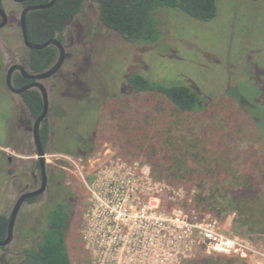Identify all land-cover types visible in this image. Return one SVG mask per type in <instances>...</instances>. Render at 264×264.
<instances>
[{
  "label": "rangeland",
  "instance_id": "1",
  "mask_svg": "<svg viewBox=\"0 0 264 264\" xmlns=\"http://www.w3.org/2000/svg\"><path fill=\"white\" fill-rule=\"evenodd\" d=\"M216 1L217 17L208 22L195 21L183 13L163 12L161 39L143 46H128L105 30L91 4L67 28V60L59 74L46 82L48 86L52 83L54 90L48 96L47 123L51 131L45 160L50 180L58 177L78 200L67 236L72 264H90L81 242L80 226L89 193L84 182L91 185L98 177H124L129 172L138 179L142 177L141 169L154 182L170 185L164 191L166 202L175 196L177 201L172 205L210 215L225 236L243 246L242 254L199 251L190 261L220 259L223 264H264L260 256L264 255V232L250 227L238 214L231 203L234 189L230 188L235 175L250 177L264 189V130L250 114L259 106L264 111V5L253 0ZM4 10L9 22L0 29V214L9 216L19 188L17 175L5 173L7 157L13 159V168L36 161L37 157L32 139L34 121L20 97L6 86L8 66L23 62L27 53L17 44L21 41L18 21L22 7L6 0ZM129 72L146 73L144 76L164 84L189 83L203 97L211 94L207 108L200 113H184L159 95L124 93L117 80ZM73 74L88 80L99 104L94 151L86 159L61 153L54 146V142L60 145L57 138L65 123L62 120L75 114L73 105L79 93L75 87L62 90L66 84L61 81H68ZM238 92L244 105L231 95ZM146 147L155 148L166 168H180L174 178L158 179L153 174L143 156ZM199 150L200 156L208 155L206 162L188 156ZM48 197L43 204L22 207L14 227L13 245H17L23 230L37 227L43 210L52 206Z\"/></svg>",
  "mask_w": 264,
  "mask_h": 264
},
{
  "label": "trees",
  "instance_id": "2",
  "mask_svg": "<svg viewBox=\"0 0 264 264\" xmlns=\"http://www.w3.org/2000/svg\"><path fill=\"white\" fill-rule=\"evenodd\" d=\"M5 1L0 0V7H4ZM253 1L264 5V0ZM30 2L32 5H44L49 0H31ZM216 2V0H57L48 9L29 13L27 31L29 40L34 44H43L51 39H56L63 44L64 35L71 18L79 15L84 10L85 5L91 4L96 8L98 23L105 30L128 44H152L161 39L162 27L165 25L162 17L163 12L183 13L195 21L208 22L217 17ZM57 58V49L49 46L41 51L30 50L27 59L23 61V65L29 73H42L48 70ZM145 74L129 72L126 76L118 77L119 89L124 93L126 91L129 93L159 95L178 111L184 113H200L207 108V101L211 94H208L206 98L190 87L189 83L184 82L188 86L177 85L172 81L171 84H164L153 81L148 75H146L147 77L144 76ZM59 78L61 79V77ZM79 79V76H71L68 81L61 79L62 83L66 84V86L63 85L62 90L65 87H75L74 89L79 93L76 96L78 102L86 94L85 84H88V80L82 83ZM21 84L22 78L20 75L13 76L12 85L19 88ZM90 95L93 98L95 97L93 93ZM231 95L239 98L240 103L244 105L242 95L239 92ZM21 101L32 121H35L42 112L40 93L36 90H30L21 95ZM96 105L98 109L99 104ZM73 110L75 114L62 120L65 123L60 126L58 133L62 136L67 134L69 126L71 124L75 126L73 122H76L77 128L67 135L66 140L62 139L63 147H57V150L74 158L82 157L86 159L94 151V142L99 128L98 114L95 117L85 118V116L80 117L79 113H76V109ZM250 114L264 130V118L259 116L261 114L264 116L262 108L259 106ZM69 120L71 122H67ZM50 131L51 124L46 122L41 126L42 139L45 144L48 143ZM89 138L92 140L91 143L88 142ZM153 149L155 150V148ZM153 149L146 147L143 151V156L150 165L153 174L158 179L174 178L180 168L174 166H172V169L166 168ZM201 154L199 150V152L188 156L200 157V160L206 162L209 158L208 155L200 156ZM233 179L234 182L230 188L234 189L231 203L235 206V210L245 219L246 224L250 227H258L264 232L263 187L250 177L244 178L234 175ZM172 183L169 182V184ZM181 208L183 209V207ZM70 216L71 213L62 201L48 207L45 211L43 210L42 215L38 218L37 227L23 230L24 237L18 239L17 245H13V239L10 245L0 248L2 254L0 264H72L67 245ZM8 222L9 216L0 214V241L6 238ZM11 246L13 247L11 248ZM186 264H223V262L220 259L217 261L213 259H196V261H188Z\"/></svg>",
  "mask_w": 264,
  "mask_h": 264
},
{
  "label": "built area",
  "instance_id": "3",
  "mask_svg": "<svg viewBox=\"0 0 264 264\" xmlns=\"http://www.w3.org/2000/svg\"><path fill=\"white\" fill-rule=\"evenodd\" d=\"M140 172L138 179L129 172L124 177H98L91 185L84 182L89 193L81 241L90 264H184L199 251L244 252L210 215L172 205L175 196L166 202L164 191L170 185Z\"/></svg>",
  "mask_w": 264,
  "mask_h": 264
},
{
  "label": "flooded vegetation",
  "instance_id": "4",
  "mask_svg": "<svg viewBox=\"0 0 264 264\" xmlns=\"http://www.w3.org/2000/svg\"><path fill=\"white\" fill-rule=\"evenodd\" d=\"M31 0H29V1H27V2H25V3H20V5H21V7H22V10L24 9V8H26V7H28V6H31L32 4H31V2H30ZM51 0H49V2H50ZM57 1V0H56ZM48 2V3H49ZM56 3V2H55ZM17 4H19V3H17ZM47 4V3H46ZM45 5V4H44ZM86 6V5H85ZM3 9H4V7H2ZM21 10V11H22ZM5 11V10H4ZM21 14V13H20ZM29 15V14H28ZM28 15H27V18H28ZM78 16V15H77ZM76 16V17H77ZM20 18V17H19ZM75 18V17H74ZM74 18H71V22H70V24H69V26L68 27H70V25H71V23H72V21L74 20ZM0 22H1V17H0ZM8 22H9V18H8ZM8 25V24H7ZM18 25H19V28H20V24H19V21H18ZM20 33H21V29H20ZM28 37H29V35H28ZM49 41V40H48ZM18 46L19 47H23L24 49H26V54H25V57H24V59H23V61L25 60V59H27V57H28V53H29V49H27L26 47H25V45H24V42H23V38H22V33H21V41H18ZM128 46L129 45H141V46H143V44H127ZM63 46H64V48H65V61L67 60V50H66V47H65V45H64V43H63ZM130 46V47H131ZM130 47H128V48H130ZM38 51H41V50H38ZM58 51V50H57ZM65 61H64V63H65ZM64 63H63V66H64ZM14 64H20V65H22L23 67H24V65H23V62L21 61H16ZM14 64H11L10 66H8V68H7V71H6V75H7V72H8V69L12 66V65H14ZM79 63L78 62H76L75 63V65L77 66ZM62 66V67H63ZM122 66V65H121ZM25 68V67H24ZM26 69V68H25ZM62 70V68L60 69V71ZM26 71H27V69H26ZM59 71V72H60ZM27 72H29V71H27ZM58 72V73H59ZM20 75V74H18V73H14L13 75H12V78H13V76H15V75ZM33 74V73H32ZM57 75V74H56ZM55 75V76H56ZM73 76H75V74H73ZM20 77L22 78V84L20 85V87L19 88H17V89H20V88H23V87H25L26 85H28V84H31V83H34V81H31V80H26V79H24L21 75H20ZM54 77V76H53ZM53 77L52 78H49V79H47V80H43V81H41V83L44 85V87L46 88V90H47V93H48V96H49V92H50V90H54L53 89V86H51L52 85V83H50V85L48 86L47 84H46V82L47 81H49L50 80V82H51V80L53 79ZM82 83L84 82V81H86L87 82V79H85L83 76L82 77H80V79H79ZM118 81V80H117ZM85 83V82H84ZM88 83V82H87ZM85 87H86V94L84 95V97L82 98V100L80 101V102H78L77 101V99H76V101H75V103H74V105H73V109H76L75 111H76V113H79V116L80 117H84L85 116V118L87 117V118H89V117H95V115H97L98 114V109L96 108L97 107V98H93V97H91V95L90 94H92V93H94V89L93 88H91L90 86H89V84H85ZM89 87V88H88ZM30 90H36V91H38L37 89H30ZM30 90H28V91H30ZM9 91V90H8ZM27 91V92H28ZM10 92V91H9ZM27 92H25V93H27ZM39 92V91H38ZM198 92V91H197ZM11 93V92H10ZM25 93H23V94H25ZM12 94H14V93H12ZM23 94H20V95H18L19 97H20V101H21V95H23ZM14 95H17V94H14ZM49 98V97H48ZM18 100H19V98H18ZM49 111H50V107H49ZM74 111V110H73ZM49 113L50 112H48V115H47V120H46V122H48V116H49ZM30 119H31V117H30ZM36 120V119H35ZM45 122V123H46ZM71 122V121H70ZM74 124H76V122H73ZM44 124V123H43ZM42 124V125H43ZM68 130V132H67V134H65L64 136H63V138L66 140L68 137H67V135H69V134H71L73 131H75V126L73 125V124H71L70 126H69V129H67ZM22 131V130H21ZM72 131V132H71ZM23 132V131H22ZM22 136H24L23 135V133H22ZM62 136V135H61ZM60 136V137H61ZM60 137L59 138H57V141L60 143V145L59 146H57V144L54 142V146H56V147H58V148H62L63 146V140H60ZM22 139V138H21ZM48 139H49V136H48ZM41 142H42V146H43V148H44V150H45V154H46V151H47V148H48V143L47 144H45V141H43V139H42V134H41ZM57 142V143H58ZM66 143H68L67 141H65ZM27 143V146L29 145V142L27 141L26 142ZM33 146H34V149H35V151H36V147H35V145H34V143H33ZM24 148V141L22 140L21 141V148ZM15 150H17V148H15ZM2 153H0V155H1ZM6 162H7V164H8V169H6V172L5 173H12L11 175H14V174H16L17 176H16V180L18 181L17 182V186H18V188H19V192H18V194H17V199L20 197V196H22L23 194H26V193H30V192H34V191H36V190H38L40 187H41V182H42V179H41V171H40V166H39V164H38V162H37V159H36V161H29V162H27L24 166L22 165V164H20V166L18 167L17 166V168L15 167V168H13L12 166H13V159L12 158H10V157H7V160H6ZM21 163V162H20ZM15 165V164H14ZM48 167H47V163H46V177H47V181H46V186H45V190H44V192H43V194L42 195H39V196H37V197H35V198H31V199H27V200H25L24 201V203L22 204V206H21V209H22V207L23 206H25V207H31V206H34V205H36V204H38V203H44V200H45V198L46 197H48V195H49V197H48V200L49 201H51V203H52V205H54V204H56L57 202H59V201H62V202H64V205L67 207V210L69 211V213H71V216H72V211H74V209L78 206V204H77V202H78V200L76 201V196L73 194V193H71L70 192V190L67 188V187H64V185H63V183L58 179V177H56V179H52V180H50V177H49V171H48ZM76 198V199H75ZM17 199H16V201H17ZM15 201V202H16ZM15 204V203H14ZM86 208V207H85ZM21 209H20V211H19V213H18V216H19V214L21 213ZM10 216V215H9ZM18 216H17V218H18ZM71 216H70V220H71ZM17 220V219H16ZM68 224H70V221H69V223ZM82 225H83V222H82V224H81V226L80 227H82ZM69 228V227H68ZM82 242V241H81ZM82 245H83V243H82ZM83 248H84V245H83Z\"/></svg>",
  "mask_w": 264,
  "mask_h": 264
},
{
  "label": "water",
  "instance_id": "5",
  "mask_svg": "<svg viewBox=\"0 0 264 264\" xmlns=\"http://www.w3.org/2000/svg\"><path fill=\"white\" fill-rule=\"evenodd\" d=\"M11 1L20 4V3H25L29 0H11ZM55 2L56 0H51L49 3L45 5H31L24 8L20 14L19 24H20V29L25 47L29 50L38 51V50H43L49 46H53L58 50V58L56 62L48 70L37 74H32L27 72L26 69L20 64H14L8 69L6 75V86L11 93L20 95L34 88L39 91L42 98V112L36 118L32 127V139L36 147V157H37V162L40 166L42 185L38 190L23 194L17 199L9 216L6 238L3 241H0V248L6 247L11 244L14 237V227H15L16 219L24 201L42 195L46 186V181H47L46 160H45L46 154L41 142V126L47 120V115L49 112V99H48L47 90L44 87V85L41 83V81L52 78L60 71L65 61V48L63 44L56 39H51L43 44L32 43L28 37L27 15L33 11L48 9L52 7L55 4ZM0 17H1L0 29H2L6 27L8 24V15L2 7H0ZM14 73H18L24 79L34 81V83L28 84L23 88L17 89L12 85V75Z\"/></svg>",
  "mask_w": 264,
  "mask_h": 264
}]
</instances>
